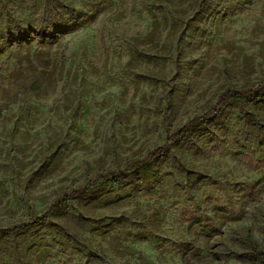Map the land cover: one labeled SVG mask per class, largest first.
Returning <instances> with one entry per match:
<instances>
[{
    "label": "rangeland",
    "instance_id": "obj_1",
    "mask_svg": "<svg viewBox=\"0 0 264 264\" xmlns=\"http://www.w3.org/2000/svg\"><path fill=\"white\" fill-rule=\"evenodd\" d=\"M0 108V264H263L264 0H0Z\"/></svg>",
    "mask_w": 264,
    "mask_h": 264
},
{
    "label": "trees",
    "instance_id": "obj_2",
    "mask_svg": "<svg viewBox=\"0 0 264 264\" xmlns=\"http://www.w3.org/2000/svg\"><path fill=\"white\" fill-rule=\"evenodd\" d=\"M32 84L38 85V80L35 76H32L28 79V81L22 87V91L28 90L29 86ZM252 93H254V91L251 89L242 90V91H239V90H227V91H225L222 95L219 96L217 102L215 103L214 107L210 111L204 113L203 115H201L199 117H196V118L189 120L182 128H180L176 132H174V134L171 136V139L175 140V139L181 137L183 135V133L185 131H187L188 129L201 125L208 118V116L211 113H218L227 101H230V100L241 101L245 97H247L248 95H250ZM2 109L3 108H0V113H1ZM248 121L251 123V120H248ZM166 148H167L166 144H163V145L157 147L153 151L151 156L163 154L166 151ZM126 169H133L135 172H141L142 175L144 176V178H147V179L154 178L157 180L161 177V174L159 171L155 170L151 164L143 162V161L133 162V163L129 164L128 166H126ZM105 176L112 178V179H117V178H120L123 176V171H115V172L109 173ZM85 193H86L85 189L73 190V191H70L68 193H65L63 195L62 199L63 200H70V199L78 198V197L83 196ZM193 224L197 225L200 228L202 233H204V234L207 233L206 228L203 226V223L201 222V220H194ZM247 242L251 243V240L248 239ZM85 257L96 259L97 256L95 254L88 253L85 255ZM249 259H251V260L257 259L261 263L264 264V253L254 251Z\"/></svg>",
    "mask_w": 264,
    "mask_h": 264
}]
</instances>
